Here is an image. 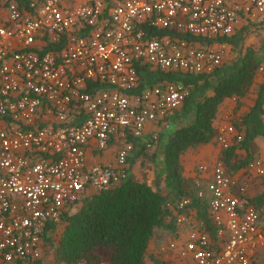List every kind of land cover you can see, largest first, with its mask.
<instances>
[{"label":"built area","instance_id":"obj_1","mask_svg":"<svg viewBox=\"0 0 264 264\" xmlns=\"http://www.w3.org/2000/svg\"><path fill=\"white\" fill-rule=\"evenodd\" d=\"M263 17L264 0H0V264H42L46 227L62 225L90 190L128 178L129 137L148 148L157 140L144 137L149 124L170 127L188 90L166 81L131 93L140 65L211 73L226 56L216 39ZM216 140L227 149L242 133L226 123ZM111 141L114 161L89 165L86 145ZM249 180L264 193V147L240 178L220 161L205 185L196 178L208 221L190 197L167 203L179 211L175 233L187 230L149 260L250 264L264 248V195L245 201Z\"/></svg>","mask_w":264,"mask_h":264},{"label":"trees","instance_id":"obj_2","mask_svg":"<svg viewBox=\"0 0 264 264\" xmlns=\"http://www.w3.org/2000/svg\"><path fill=\"white\" fill-rule=\"evenodd\" d=\"M246 30L247 27L242 26L231 36L216 39L229 44L231 50H236V55L223 61L211 73L162 70L146 64L138 67V84L131 92L133 94L166 81L181 83L188 90L181 105L166 119L174 127L161 145L160 176L166 191L136 180L129 171L124 182L84 196L59 226V232L54 225H48L44 231V248L53 264H145L149 260L148 247L153 235L160 229H176L179 211L175 207L169 208L167 203L174 205L184 197H190L191 209L208 221L207 206L190 189L182 174L180 159L189 147L216 138L212 123L225 98H243L249 92L261 65L256 50L250 45L243 46ZM192 39L204 42L199 37ZM262 70L263 81L254 103L241 119L233 120L237 131L242 132V140L227 149L221 146L218 162L231 175L255 154L254 139L264 137V67ZM129 139L134 145V155L127 161L132 165L146 146L139 139ZM241 150L245 155L239 153Z\"/></svg>","mask_w":264,"mask_h":264},{"label":"crops","instance_id":"obj_3","mask_svg":"<svg viewBox=\"0 0 264 264\" xmlns=\"http://www.w3.org/2000/svg\"><path fill=\"white\" fill-rule=\"evenodd\" d=\"M258 25H260V26L264 25V17L262 19L257 20V22H247L245 20L240 21V24H239L236 32L242 26H246L247 27L246 33H247V32H249V30H253ZM226 45H227V49H228V47L230 45L229 44H226ZM227 49H226V54H227ZM260 68L263 69L262 66H260L257 69L253 84L251 85L250 90L246 94L245 97H243V98H234V97L225 98L222 101V103L219 105L217 112H216V115L213 119V123H212L215 131H217L218 129L223 127L226 123H231V122H233V120L237 121V120L241 119V116H243L249 110V108L252 106V104L254 103V100L257 96V91L259 89V86L263 81V70L262 69L260 70ZM263 108H264V104H263ZM263 119H264V117H263ZM169 124H170L169 128L166 127V125L163 122L151 123L146 127V132L144 135L145 138H149L153 134L157 135V140L151 147L156 146L157 157L159 159H161V157H162L161 145H163L164 141L166 140L169 130L171 128L172 129L174 128L171 123H169ZM217 142L218 141L216 140V138H213L208 143L191 146L181 156L180 164H181L182 174H183V169H185V170H187L185 172L186 173L188 172L190 175L188 177V179H186L184 174H183L187 183L190 182L193 186L195 184L196 178L199 177L201 180L200 184H201V186H203L211 179L212 167L220 159V155L222 152L221 145ZM115 143H116L115 141H112V143H109L108 148H105L102 151L97 150L93 144L86 145L85 151H86V156H87V163L89 165H92V164H96V163L113 162L114 161V151H115V147H116ZM151 147H148V148H151ZM252 147L254 148V153H258L264 147V137L257 136L254 139V141L252 142ZM239 153H241V155H245L244 150L239 151ZM131 155L132 156L134 155V151L131 153ZM135 164H136L135 162L132 165H129V163H128V169H129L131 174H134ZM200 164H204L207 166V170L205 172H199L197 170V167ZM243 166H244V164L241 167L237 168L234 171L233 175L238 177V178L242 177ZM139 181H143V182H146L149 184V180H147V179H142ZM153 188L157 189L155 187H153ZM160 189H162V191H166V189L164 188V185H162V187ZM89 192L91 194L96 193L95 191H92V190H90ZM263 195H264V193H263V189H262L261 184L254 181V180H249L246 195L244 197L245 201L258 203V202L262 201ZM85 196H86V194H85ZM195 213L198 216V212L195 211ZM186 230H187L186 226L181 225V226H179L178 234L175 235V233L172 231L160 229L150 239L148 252L151 254V256H153V258H155L154 252H155L157 246L159 245V243H162L166 240H170L172 237L178 236L179 234L184 235L186 233ZM43 245H44V243H43ZM43 245H42V251L46 255L48 252L45 251V248L43 250ZM166 258L168 260H172V264H183V262H181L180 260H178V259L175 260L174 256H167ZM155 262L157 263L158 260H155V259H154V261L148 260L145 264H155ZM61 264H63V263H61ZM250 264H264V248H260L257 251L255 259Z\"/></svg>","mask_w":264,"mask_h":264},{"label":"rangeland","instance_id":"obj_4","mask_svg":"<svg viewBox=\"0 0 264 264\" xmlns=\"http://www.w3.org/2000/svg\"><path fill=\"white\" fill-rule=\"evenodd\" d=\"M252 46L256 50V56L258 61L260 62V65L264 67V25H258L253 30H249V32L246 33L245 39L243 40V46ZM236 55V50H231L230 47L227 49V54L225 56V61H228L232 58H234ZM259 71V70H258ZM218 143V142H217ZM135 170L134 174H131L136 180H142L147 179L149 180V184H151L155 188H161L162 178L160 176V159L157 157V148L151 147L146 148L139 157L135 159ZM187 170L183 169V174L186 179L190 176L189 173L185 172ZM151 180V181H150ZM189 187L191 190L195 191L196 187L195 184L192 186L190 182H188ZM58 232L61 227H58ZM172 232H176L172 231ZM176 234V233H175ZM44 250V245H43ZM43 255V263L42 264H53L52 259L48 255V253L45 255L44 252Z\"/></svg>","mask_w":264,"mask_h":264}]
</instances>
